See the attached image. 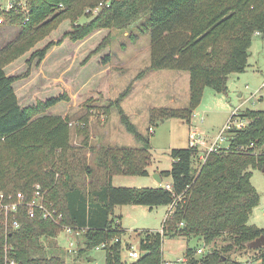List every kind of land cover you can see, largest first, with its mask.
<instances>
[{
	"label": "trees",
	"instance_id": "obj_1",
	"mask_svg": "<svg viewBox=\"0 0 264 264\" xmlns=\"http://www.w3.org/2000/svg\"><path fill=\"white\" fill-rule=\"evenodd\" d=\"M100 3L103 4L97 14L85 13ZM30 7L28 21L20 12L7 16L8 23L20 26V33L0 50V192L10 195L23 191L31 197L36 183L49 188L50 200L64 213L63 223L83 230L84 246L79 254L110 242L105 264H159L166 236L199 237L213 246L201 257H196L198 248L188 247L187 264H241L233 254L243 249L261 251L257 260L264 264V246H249L264 235V229L249 224L261 199L252 176L253 170H264V154L252 152L264 146V109H246L234 115L245 122L230 129L226 145L207 153L204 160L199 155L206 153V148L190 144L173 148L171 169L159 173L162 179L171 178L172 190L163 186H115V175L149 174L150 140L138 131L121 107L129 93L127 89L104 106V112L110 113L111 106L117 105L121 121L144 141V147L97 149L92 145L95 163L104 170H97L102 176L98 175L86 190L76 178L84 173L94 176L96 171L86 166V158L81 154L90 144V113L81 116L85 122L79 130L82 146H73L71 115L46 113L51 106L68 99L67 95L24 108L14 88L18 77L5 70L6 65L30 51L64 20L72 24V30L64 37L74 41L101 28L121 32L138 29L141 34L151 35L148 69L190 72L189 106L153 109V114L191 122L206 87L227 92L229 76L246 71L253 37L256 32L264 34V0H30ZM83 16L89 20L80 23ZM108 42L106 38L95 52ZM55 43L49 42L33 52L32 59L38 57L41 61ZM251 143L255 145L251 152L238 151ZM179 197L174 212L164 221L163 231H146L139 245L141 256L129 263L122 240L125 230L117 222L120 219L115 216V207L170 205ZM20 221L21 227L8 238L20 264H73L62 255L42 251L43 238H57L62 232L60 225L40 215L30 218L25 210ZM219 239L224 242L221 247L216 245ZM4 244V236L0 235V264Z\"/></svg>",
	"mask_w": 264,
	"mask_h": 264
},
{
	"label": "rangeland",
	"instance_id": "obj_2",
	"mask_svg": "<svg viewBox=\"0 0 264 264\" xmlns=\"http://www.w3.org/2000/svg\"><path fill=\"white\" fill-rule=\"evenodd\" d=\"M87 12L88 9L85 10L86 14ZM79 20L80 23H84L89 18L83 16ZM62 23L52 31V35H48L30 51L6 65L5 70L8 74L18 77L14 86L24 108L37 106L40 102L53 97L67 95L68 99L50 107L51 112L61 113L67 109L70 102L76 99V104L68 111L71 115L73 146H82L83 136L80 135L79 130L80 127L85 126V122L81 116L90 113V144L83 148L81 154L86 158L84 162L86 166L96 171L94 176L84 173L77 175L76 178V182L86 190L91 188L98 175L102 176L103 173L100 174L97 170H104L95 163L92 145L97 149L104 146L131 149L144 147V141L136 138L121 121L117 105L111 106L110 113L104 112L106 110L104 108L127 89L129 93L121 101V107L138 131L150 140L149 174L115 175L113 178L115 186L165 187L164 185L169 183L171 178L164 177L159 182L155 174L171 169L173 163L171 150L189 145L191 129L210 144L216 140L234 113L241 114L246 109H264L263 35L255 33L253 37L250 49L252 54L250 53L246 71L232 73L229 76L227 92H218L212 87H206L201 103L192 114L191 122H187L177 117L164 119L152 112L153 109L157 111L166 107H188L191 91L189 71L148 69L151 64L150 33L141 34L138 29L121 32L101 28L84 39L74 41L68 36L64 37L65 33L72 30L70 20ZM19 33V25L8 23L7 16H0V50ZM106 38H109V42L95 52ZM49 42L56 43L48 50L47 54L51 52L49 56L46 54L48 58L45 56L41 61L38 57L32 59L33 52L43 49ZM73 88L76 89L75 96L71 95L70 89ZM92 99L93 101L85 106ZM50 108L46 110V113ZM151 127L154 131H151ZM226 143L224 141L221 144L226 145ZM203 146L200 148H206ZM202 155L203 153L199 157L201 158ZM253 172H255L253 184L260 189L264 197V171L256 169ZM99 179L102 183L103 180ZM168 209L169 205H158L153 208L145 205H117L115 216L122 220L123 227L126 229L122 236L125 246L129 243L135 249H139L141 238L146 231H163ZM254 214V219L251 221L264 227V209L256 208ZM76 239L78 240L76 252H69L65 248L68 241L64 231L54 240L43 238L42 251L45 254L62 255L73 264H89L90 258L98 264H105L104 250L90 249L79 254V249L84 246L83 233ZM216 245L221 247L224 242L219 239ZM188 247L194 249L203 247L205 252H208L213 246L206 245L205 241L199 237L166 236L163 240L162 259L159 264L167 261L182 264L179 259L185 257ZM124 256L129 263L134 261L130 258L128 248L124 249ZM201 256L202 254L196 253V257ZM260 256L261 251L256 249L238 250L233 254V257L241 264H261V261L257 260Z\"/></svg>",
	"mask_w": 264,
	"mask_h": 264
},
{
	"label": "built area",
	"instance_id": "obj_3",
	"mask_svg": "<svg viewBox=\"0 0 264 264\" xmlns=\"http://www.w3.org/2000/svg\"><path fill=\"white\" fill-rule=\"evenodd\" d=\"M103 3H100L94 9H88V12L92 11L93 13H98ZM60 6H63L61 3ZM13 12L23 13L26 17L25 21L30 19L31 7L30 0H0V16H8ZM259 35H263L261 32H256ZM264 87V83L263 86ZM234 115H238V113H234L227 124L224 126L222 131L217 136L216 140L211 142L210 144L206 143V140L199 135L194 129L190 130L189 133V144L194 147H206V153H203L201 158L204 160L206 158V154L211 151H218L222 147V142L228 141V131L235 127V125H239L244 122V120H239V117H234ZM203 119V118H202ZM151 131H154V128H150ZM255 148V145L251 143L249 146H242L238 148L239 152L250 151ZM254 154H264V146H262L259 150L253 151ZM166 189L172 190L171 183H167L164 185ZM49 188H44L41 183H36L34 185V191L31 197H28L27 194L23 191H18L15 194L6 195L3 192H0V235L4 236L5 244L3 247L4 257L1 264H20L18 260L14 257V246L9 242L8 238L10 234L19 229L21 227L20 215L25 210L27 215L31 218L40 215L43 219H48L53 221L54 223L60 225L62 227V232L64 231L68 244L65 248L69 252L77 251L78 240L76 239L83 230L76 229L73 226L65 225L63 223L64 213L60 211L54 204L53 201L49 198ZM181 197L175 199L170 205L167 212V216L171 215L175 208L177 207L178 202ZM119 222V221H117ZM118 240V238H117ZM110 246V242L105 241L97 245L94 249L96 250H104L107 251V248ZM125 246V244H124ZM128 252L130 258L132 260H137L140 256V250L135 249L133 246L127 245ZM204 248L199 247L197 249V253L203 254ZM91 259V258H90ZM179 262L182 264H187V258L184 257L179 259ZM89 264H98V262L93 259ZM161 264H173L172 262H162Z\"/></svg>",
	"mask_w": 264,
	"mask_h": 264
},
{
	"label": "crops",
	"instance_id": "obj_4",
	"mask_svg": "<svg viewBox=\"0 0 264 264\" xmlns=\"http://www.w3.org/2000/svg\"><path fill=\"white\" fill-rule=\"evenodd\" d=\"M67 21H69V20H65L63 23H65V22H67ZM62 23V24H63ZM67 31V30H66ZM54 34V33H53ZM51 35H52V33H51ZM51 54V52H49L47 55L49 56ZM252 54V53H251ZM48 56H46V58H48ZM45 58V59H46ZM8 75H11V74H8ZM14 88H15V86H14ZM71 90V95H76V89H70ZM15 91H16V88H15ZM16 93H17V91H16ZM35 93H37V91H35ZM30 94H32L31 92H30ZM18 95V94H17ZM19 97V96H18ZM19 100H20V98H19ZM76 99H74L72 102H70L69 104H68V106H67V109L64 111V112H61V113H53V112H51L52 111V109L50 110H48V113L49 114H57V115H62V116H66L67 114H68V111H69V109L73 106V105H75L76 104ZM21 103V102H20ZM22 105V104H21ZM52 108H54V107H52ZM264 171V170H263ZM254 173L255 172H253V176H252V183H253V178H254ZM113 183H114V181H113ZM170 183V182H169ZM137 186H142V185H137ZM255 186V185H254ZM255 187H257V186H255ZM257 190H258V192L260 193V195H261V199H260V204L257 206V207H255L254 208V210H253V212H252V214H251V216H250V219H249V224L250 225H255V226H257V227H259V228H262V229H264V227L263 226H260V225H258L256 222H252L251 220L252 219H254V216H255V214H254V212H255V210H256V208H260V209H264V204H263V195H262V192L260 191V189L257 187ZM151 208H153V207H151ZM262 211V210H261ZM168 212V211H167ZM166 216H167V214H166ZM165 216V219L167 218ZM165 219H164V221H165ZM118 220V219H117ZM119 223L121 224V226H122V228L126 231V229L123 227V223H122V220L120 219L119 220ZM150 232V231H149ZM152 232V231H151ZM81 242V241H80ZM91 260V259H90Z\"/></svg>",
	"mask_w": 264,
	"mask_h": 264
},
{
	"label": "water",
	"instance_id": "obj_5",
	"mask_svg": "<svg viewBox=\"0 0 264 264\" xmlns=\"http://www.w3.org/2000/svg\"><path fill=\"white\" fill-rule=\"evenodd\" d=\"M251 53V51H249V54ZM155 177L157 178V180L160 182L162 180V178L160 177V174H155ZM249 246L251 248H259L261 246H264V235H261L260 237L256 238L255 240H253ZM92 260V259H91Z\"/></svg>",
	"mask_w": 264,
	"mask_h": 264
}]
</instances>
